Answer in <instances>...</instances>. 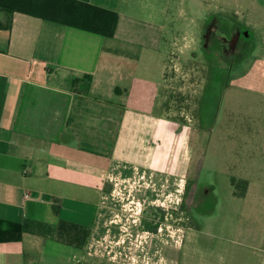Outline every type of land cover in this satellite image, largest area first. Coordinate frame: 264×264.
<instances>
[{"label": "crops", "instance_id": "crops-1", "mask_svg": "<svg viewBox=\"0 0 264 264\" xmlns=\"http://www.w3.org/2000/svg\"><path fill=\"white\" fill-rule=\"evenodd\" d=\"M171 2L0 0V264L85 263L112 177L178 173L185 123L138 107L167 102Z\"/></svg>", "mask_w": 264, "mask_h": 264}, {"label": "rangeland", "instance_id": "rangeland-1", "mask_svg": "<svg viewBox=\"0 0 264 264\" xmlns=\"http://www.w3.org/2000/svg\"><path fill=\"white\" fill-rule=\"evenodd\" d=\"M170 1L159 51L167 102L138 107L171 109L185 123L178 173L124 169L112 177L108 216L98 219L82 264H264V77L258 83L247 61L228 78L213 55L219 24L233 31L251 22L261 50L264 0ZM157 66L145 58L135 82L155 86L159 77L145 72Z\"/></svg>", "mask_w": 264, "mask_h": 264}, {"label": "flooded vegetation", "instance_id": "flooded-vegetation-1", "mask_svg": "<svg viewBox=\"0 0 264 264\" xmlns=\"http://www.w3.org/2000/svg\"><path fill=\"white\" fill-rule=\"evenodd\" d=\"M236 19V18H235ZM234 19V20H235ZM251 24V22H250ZM245 24V26L251 27L250 29L246 28L242 25H235L236 29L230 31L229 29L224 30L222 26L219 24L216 33V41L218 42L217 50L213 53L214 58H219L220 60L223 59L227 65V74L228 78L234 77L236 75V71L238 67L243 64H247L246 62H250L247 66L250 67V71L255 75L258 70V66L264 63V44L263 47H259L261 50L256 49L255 46V36L256 33L259 34L260 30L254 29L251 24ZM212 28L213 24H211ZM221 27V28H220ZM241 30V32L239 31ZM256 30V33H255ZM264 30V28H263ZM214 31V30H212ZM227 36L228 32L232 35L230 36L231 42L223 43L221 41V34L222 33ZM215 33V32H214ZM242 35V36H241ZM219 65V63H218ZM264 69V67H263ZM219 76V75H218ZM220 76L217 77V81H219Z\"/></svg>", "mask_w": 264, "mask_h": 264}, {"label": "built area", "instance_id": "built-area-1", "mask_svg": "<svg viewBox=\"0 0 264 264\" xmlns=\"http://www.w3.org/2000/svg\"><path fill=\"white\" fill-rule=\"evenodd\" d=\"M139 206H145V201L144 200H142V202H141V204H138ZM140 210V209H139Z\"/></svg>", "mask_w": 264, "mask_h": 264}, {"label": "trees", "instance_id": "trees-1", "mask_svg": "<svg viewBox=\"0 0 264 264\" xmlns=\"http://www.w3.org/2000/svg\"><path fill=\"white\" fill-rule=\"evenodd\" d=\"M74 83H75V81H74Z\"/></svg>", "mask_w": 264, "mask_h": 264}]
</instances>
